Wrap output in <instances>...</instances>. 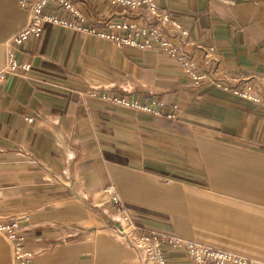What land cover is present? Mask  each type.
Returning <instances> with one entry per match:
<instances>
[{"label": "crops", "instance_id": "0c3cea01", "mask_svg": "<svg viewBox=\"0 0 264 264\" xmlns=\"http://www.w3.org/2000/svg\"><path fill=\"white\" fill-rule=\"evenodd\" d=\"M73 2L88 22L119 18L107 0ZM157 8L188 31L197 61L213 47L217 77L264 94V0ZM28 21L20 0H0V69L9 50L29 64L0 85V222L27 215L19 232L32 264H138L114 232L122 213L140 233L165 231L264 264V102L193 84L158 48L65 26L12 43ZM166 255L168 264H197L183 248ZM14 263L0 234V264Z\"/></svg>", "mask_w": 264, "mask_h": 264}, {"label": "built area", "instance_id": "2783aa9c", "mask_svg": "<svg viewBox=\"0 0 264 264\" xmlns=\"http://www.w3.org/2000/svg\"><path fill=\"white\" fill-rule=\"evenodd\" d=\"M107 1L119 9V18L115 20L108 17L88 22L73 0H20V5L28 10L29 21L25 28L13 36L11 42L19 45L30 36H38L46 24H56L111 40L118 46H130L142 50L158 48L181 66L193 84L199 85L205 82L247 100L264 102V94L251 82L225 81L215 75L213 47H205L201 60L197 61L192 46L187 40L188 31L170 14L158 10V0ZM140 7L147 9L150 15L130 17L129 13ZM54 10L65 11L68 16L53 12ZM28 69L29 64L18 62L13 50H9L7 60L0 69V85L9 74ZM114 100L143 111L153 110L151 105L125 98H114ZM168 116L173 115L168 114ZM103 193H112L111 201L118 203L119 198L111 188H105ZM22 218H27V215L13 217L10 224L0 222V234L11 243L14 264H32V254L25 248L24 236L19 232V222ZM114 232L124 243L137 251L138 264H168L166 250L171 246L183 248L197 264H261L256 260L185 240L165 231L150 230L140 233L136 226L127 220L124 213L119 219V226L114 227Z\"/></svg>", "mask_w": 264, "mask_h": 264}]
</instances>
